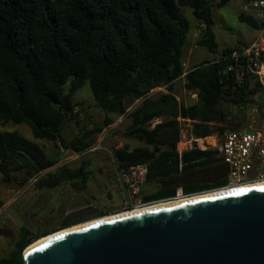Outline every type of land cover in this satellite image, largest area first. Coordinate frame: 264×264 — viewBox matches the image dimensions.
Wrapping results in <instances>:
<instances>
[{"label": "trees", "instance_id": "16d2710c", "mask_svg": "<svg viewBox=\"0 0 264 264\" xmlns=\"http://www.w3.org/2000/svg\"><path fill=\"white\" fill-rule=\"evenodd\" d=\"M230 1L216 0V7ZM184 7L204 26L196 45L216 54L209 0H0V125L27 126L35 140L59 142L65 150L82 154L90 148L93 131L112 124L105 118L101 127L88 129L79 120V111L74 112L82 104L73 102V95L89 83L97 108L106 115L125 116L130 121L127 134L143 144L114 151L117 169L147 164L144 184L154 183L156 188L142 190L141 202L166 201L178 188L184 195H194L223 187L226 170L215 151L177 153L178 119L192 121L195 137H210L222 106L247 108L261 87L242 64L224 60L238 46L184 71L189 31ZM183 75L185 89L196 94L190 106L179 104L173 95V85ZM160 86L166 93L151 99L148 94ZM128 100L141 103L127 112ZM157 119L161 121L150 128ZM230 123L234 125L233 120ZM69 129L75 130L70 138L65 135ZM218 133L224 130L219 128ZM54 163L36 142L18 131L0 130L3 182L20 174L22 184L36 180L38 188H56L64 181L88 183V161H81L77 169L62 166L41 177ZM205 169L210 170L203 180L184 179ZM104 216L99 212L96 218ZM78 223L66 217L58 229L33 237L21 228L0 264H24L23 251L35 239Z\"/></svg>", "mask_w": 264, "mask_h": 264}, {"label": "rangeland", "instance_id": "374dc122", "mask_svg": "<svg viewBox=\"0 0 264 264\" xmlns=\"http://www.w3.org/2000/svg\"><path fill=\"white\" fill-rule=\"evenodd\" d=\"M245 4V0H231L226 6L217 8L216 0H209L214 22L212 29L218 44V51L214 55L208 53L205 48L196 45L202 28L189 8H181V12L189 23L187 41L182 55L185 72L203 61L218 58L220 56L218 53L227 47H242L258 40L264 50V32L259 33L239 21L242 7ZM248 16L254 19L255 11H249ZM164 93H166L165 87L160 86L152 89L148 96L151 99H156ZM173 95L183 106H190L196 101V94L184 87V75L174 83ZM252 99L254 104L247 108L224 105L219 109L215 121L211 124L218 137L220 135L219 128L225 132L260 123V103L254 97ZM72 101L82 104L78 107L80 109L78 118L88 129L101 127L105 118L112 120V124L102 127L100 131H93L89 138L90 148L83 152L78 159H75L76 155L70 150L62 148L59 142L35 140L27 126L0 125V130L18 131L27 139L36 142L47 156L54 160V165L44 171L41 177L47 173H55L61 166L74 170L79 168L81 161L89 162L88 183L82 185L85 186L82 191H76L73 188V186H81L70 185L66 181L52 189L38 188L35 184L36 180H29L22 184L20 174L15 175L16 179L5 183L0 175V259L8 256L23 227L27 228L33 237L35 233L43 230L58 229L66 217L81 224L97 219L99 211H106L108 214L106 216H109L128 210L121 208L122 200L115 185L117 162L114 151L124 145L134 149L143 146V144L127 134L126 128L130 121L125 116L106 115L97 108L89 83H86L73 95ZM140 103L141 100H128L126 102L127 112L138 107ZM231 120L234 125H231ZM160 121L161 119L154 120L150 124V128ZM178 122L180 134H187L191 129V122L181 119H178ZM74 132L75 130L69 129L65 135L70 138ZM178 147L181 148V145L179 144ZM207 170L210 169L194 172L184 179L203 180ZM155 188L154 183L142 186L143 191L149 192Z\"/></svg>", "mask_w": 264, "mask_h": 264}, {"label": "water", "instance_id": "95a60500", "mask_svg": "<svg viewBox=\"0 0 264 264\" xmlns=\"http://www.w3.org/2000/svg\"><path fill=\"white\" fill-rule=\"evenodd\" d=\"M239 21L263 30L250 16L242 14ZM23 259L24 264H264V187L87 226Z\"/></svg>", "mask_w": 264, "mask_h": 264}, {"label": "built area", "instance_id": "2783aa9c", "mask_svg": "<svg viewBox=\"0 0 264 264\" xmlns=\"http://www.w3.org/2000/svg\"><path fill=\"white\" fill-rule=\"evenodd\" d=\"M252 10L255 11L254 20L263 25L261 31L263 33L264 0H253L246 3L242 8V13L248 15L249 11ZM203 27L202 25L201 28ZM224 60L234 64H242L246 72L260 85V92L254 96L260 103V123L250 124L248 127L239 130L225 131L219 137L218 134H213L210 137L198 138L191 133L190 129L187 134H180L176 151L179 156L190 150L215 151L216 158L220 160L226 170V183L217 189L264 184V50L256 40L231 51L224 57ZM232 68L233 66H230L228 70ZM77 111L79 109L75 108L74 112ZM190 122L192 123V121ZM179 144L181 148L178 147ZM72 153L76 155L75 159L81 155ZM147 173V164L135 165L127 169H116L115 185L124 209L141 208L151 204H143L140 197ZM186 196L190 195H184L182 189L178 188L175 196L168 200Z\"/></svg>", "mask_w": 264, "mask_h": 264}, {"label": "bare ground", "instance_id": "6f19581e", "mask_svg": "<svg viewBox=\"0 0 264 264\" xmlns=\"http://www.w3.org/2000/svg\"><path fill=\"white\" fill-rule=\"evenodd\" d=\"M260 187H264V184L245 185V186L233 187V188L216 189L213 191H207V192H203V193H199V194H194V195L178 198L175 200H166V201L155 202V203H151L149 205L143 206L141 208H135V209L123 211L120 213L112 214L109 216L97 218V219H94V220H91V221H88L85 223L74 225L72 227H69V228H66L63 230H59L55 233L49 234L45 237H42V238L34 241L30 246H28L24 250L23 256H27L28 254L35 251L36 249L42 247L43 245L49 243L50 241H52L58 237L63 236L64 234L79 230V229L87 227V226H91L94 224H98V223L109 221V220L116 219V218L130 216V215L148 212V211H152V210H157V209H161V208H167V207H171V206L178 205V204H185V203L193 202L196 200H202V199L213 198V197L227 195V194L238 193L241 191H246L249 189L260 188Z\"/></svg>", "mask_w": 264, "mask_h": 264}, {"label": "flooded vegetation", "instance_id": "af4514ba", "mask_svg": "<svg viewBox=\"0 0 264 264\" xmlns=\"http://www.w3.org/2000/svg\"><path fill=\"white\" fill-rule=\"evenodd\" d=\"M61 167H62V166H61ZM141 194H142V192H141ZM142 203H143V202H142ZM153 203H154V202H153ZM143 204H148V203H143ZM121 208L124 209L123 205L121 206ZM126 210H127V209H126ZM128 210H129V209H128ZM99 212H104L106 215H108L106 211H99ZM99 212H98V213H99ZM98 213H97V214H98Z\"/></svg>", "mask_w": 264, "mask_h": 264}, {"label": "crops", "instance_id": "0c3cea01", "mask_svg": "<svg viewBox=\"0 0 264 264\" xmlns=\"http://www.w3.org/2000/svg\"><path fill=\"white\" fill-rule=\"evenodd\" d=\"M243 8V7H242ZM243 14V13H242ZM245 15V14H244ZM248 16V15H247ZM262 31V30H261ZM261 31H257V32H259V33H261Z\"/></svg>", "mask_w": 264, "mask_h": 264}]
</instances>
